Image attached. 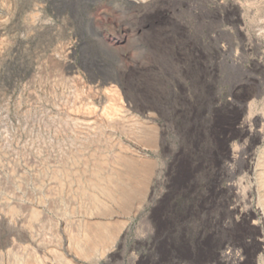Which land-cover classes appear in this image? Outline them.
<instances>
[{"label":"rangeland","instance_id":"rangeland-1","mask_svg":"<svg viewBox=\"0 0 264 264\" xmlns=\"http://www.w3.org/2000/svg\"><path fill=\"white\" fill-rule=\"evenodd\" d=\"M263 178L264 0H0V264H264Z\"/></svg>","mask_w":264,"mask_h":264},{"label":"bare ground","instance_id":"bare-ground-1","mask_svg":"<svg viewBox=\"0 0 264 264\" xmlns=\"http://www.w3.org/2000/svg\"><path fill=\"white\" fill-rule=\"evenodd\" d=\"M130 2H131V4H133L134 6H136L139 2H140V0H130ZM195 1H192L191 2V4H188V6L190 7V9L191 10H194L195 8ZM156 35V37H157V35H159V33L157 34H153V36H155ZM164 38H162V42H163V44H164V46L165 45H167V43L169 42V40H168V38L166 37V35H164L163 36ZM170 39V38H169ZM172 42V41H171ZM169 44H170V42H169ZM166 47V46H165ZM129 78H131V77H129ZM134 81H135V79H133ZM142 80V79H141ZM140 80V81H141ZM130 83H131V80L129 79L128 80ZM127 81V82H128ZM150 78H145L144 80H142L140 83H141V85H140V87H144V86H147V87H149V85H150ZM153 81V80H152ZM126 82V83H127ZM139 83V82H138ZM137 83V84H138ZM139 83V84H140ZM128 84V83H127ZM132 84H135L137 87H139V85H137L135 82H133L132 81ZM131 85V84H130ZM150 88V87H149ZM154 90H156V89H154L153 87H151L150 88V90H144L143 88L141 89V91H142V94L143 95H145L147 98V102H151L152 104H159L160 106H162L163 107V105H161L160 104V101H159V99H156L155 98V96H154V94H152V91H154ZM165 108H166V106H165ZM164 107L162 108L163 110L165 109ZM162 109H161V111H162ZM167 109V108H166ZM165 112V111H164ZM258 119V118H257ZM150 126V125H149ZM148 125H145V127L144 128H142L141 130H142V133L143 134H146V135H152V133H150V132H152L151 130H153V129H151L152 127H149ZM184 130H185V133H187V132H189L190 134H191V136H192V140H193V143L195 142V146L197 145L196 143L199 141V138H200V134H199V132L196 130V128H191V124H186L185 125V127H184ZM249 131H251V130H249ZM249 131H248V133H249ZM154 132V131H153ZM258 134V133H257ZM252 135H254V134H252ZM151 143V142H150ZM209 149V148H208ZM200 153H202V154H208L209 153V150L208 151H206V148H202V150H201V148H200ZM240 156V155H239ZM231 158H232V156H230ZM235 157V156H234ZM233 157V158H234ZM236 158V157H235ZM245 159V158H244ZM246 160V159H245ZM248 162V161H247ZM188 165V164H187ZM186 164H184V166H179V170H178V173H177V177H176V186L177 187H180V189H182V187H186L188 190L191 188V186H192V182L194 181L193 179H194V174H195V171H197L198 169H199V165L198 164H196V163H194V164H192V165H190V166H187ZM258 165V164H257ZM127 166H128V171H127V174H126V176H127V180L129 181V182H131L132 180V178H133V175H134V172H135V165L133 164V163H131V162H128L127 163ZM255 167H259V166H255ZM256 169V168H255ZM258 169V168H257ZM260 170H258V172H259ZM252 172V171H251ZM260 173V172H259ZM261 174V173H260ZM250 175H252V174H250ZM255 175H256V172H255ZM254 176V175H253ZM257 176V175H256ZM262 176V175H261ZM255 177V176H254ZM259 177V176H258ZM262 179V178H261ZM264 179V178H263ZM131 180V181H130ZM122 181V178L118 181V182H116L115 184L116 185H118V183H120ZM122 183V182H121ZM125 183H127V182H125ZM261 183H263L264 184V182H261ZM241 184V183H240ZM263 184H262V186H263ZM237 188V184H235V182L234 183H232V184H230V187H229V189L232 191V190H235ZM123 189V188H122ZM136 189V188H135ZM237 191H239V190H237ZM244 198H247L248 196H249V192H246L244 195ZM248 199V198H247ZM250 215V214H249ZM159 218V220H160V226H159V228H161L162 230H164V229H167L168 228V226H169V218L167 217V214H166V212H163V214H162V216H160L159 214H157V216H156V219H158ZM158 222V221H157ZM159 223V222H158ZM165 226H167L166 228H165ZM157 228H155L156 230L158 229V226H156ZM180 236H182V235H180ZM185 238V237H184ZM180 239H181V241H182V239L183 238H181L180 237ZM184 240V239H183ZM186 240V239H185ZM184 240V241H185ZM165 242V241H164ZM162 245H163V243H162ZM164 246V245H163ZM181 247L178 249V256H176V254H175V256L176 257H179V258H181V259H185V260H188V261H192V260H197V261H199V259L201 258V255H202V253H201V250H200V248L197 246V247H195V246H193V247H189V246H186V245H184V244H182V245H180ZM167 249V248H166ZM165 249V251L164 250H162V254L161 255H164L165 257H167L168 256V258H169V255L171 254V253H169V251L168 250H166ZM228 253V252H227ZM171 256V255H170ZM174 256V255H173ZM239 256V255H238ZM236 254H235V258H237L238 257ZM161 257V256H160ZM163 257V256H162ZM163 259H164V257H163ZM167 259V258H166ZM165 260V259H164ZM167 261V260H166Z\"/></svg>","mask_w":264,"mask_h":264}]
</instances>
